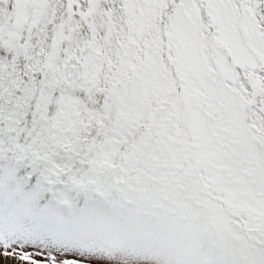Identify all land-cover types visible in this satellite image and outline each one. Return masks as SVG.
I'll use <instances>...</instances> for the list:
<instances>
[{"label": "snow or ice", "instance_id": "obj_1", "mask_svg": "<svg viewBox=\"0 0 264 264\" xmlns=\"http://www.w3.org/2000/svg\"><path fill=\"white\" fill-rule=\"evenodd\" d=\"M0 264H264V0H0Z\"/></svg>", "mask_w": 264, "mask_h": 264}]
</instances>
